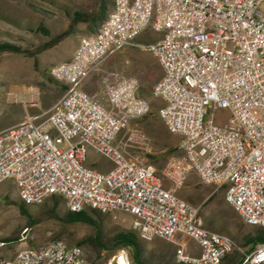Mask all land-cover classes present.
Wrapping results in <instances>:
<instances>
[{
    "label": "built area",
    "instance_id": "2783aa9c",
    "mask_svg": "<svg viewBox=\"0 0 264 264\" xmlns=\"http://www.w3.org/2000/svg\"><path fill=\"white\" fill-rule=\"evenodd\" d=\"M264 0H118L112 22L78 55L57 68L63 95L45 114L0 131V185L12 181L18 200L61 198L80 206L132 216L131 230L151 242L175 244L177 261L220 264L223 234L204 228L200 207L177 196L194 174L199 183L223 189L225 201L248 226L264 228ZM157 34L145 45L134 40ZM127 47L150 53L162 71L150 98L161 101L157 118L179 138L181 155L160 176L147 164L150 140L137 122L152 112L131 77L104 90L106 105L82 89L91 72ZM227 110L226 121H215ZM89 152L110 163L106 171L86 165ZM163 181L169 184L164 188ZM192 240L197 256L175 242ZM4 243H0L3 247ZM128 260L124 250L116 257ZM264 263V245L243 264ZM0 264H89L82 249L61 240L17 252Z\"/></svg>",
    "mask_w": 264,
    "mask_h": 264
},
{
    "label": "rangeland",
    "instance_id": "374dc122",
    "mask_svg": "<svg viewBox=\"0 0 264 264\" xmlns=\"http://www.w3.org/2000/svg\"><path fill=\"white\" fill-rule=\"evenodd\" d=\"M104 1L105 17L113 0ZM100 4L101 0H0V42H8L28 52H34L48 40V37L34 32L38 26L47 28L50 36L66 30L71 32L56 46L34 57L12 52L0 53V131L28 117L45 114L63 95L62 85L49 74L50 68L68 61L71 54L75 53L80 38L97 28L83 21L71 26L69 14L73 11L95 14L99 11ZM261 9L264 10V1ZM157 39V34L146 30L134 43L145 45ZM101 65L102 71L97 75L99 89L134 77L140 84L138 94L151 100V114L139 120L137 125L150 140V148L145 153L146 162L160 176L164 164L169 159L181 155L178 150L179 138L168 133L164 124L157 118L156 103L150 98L154 84L162 76L161 68L150 53L137 47L120 50L106 58ZM227 117V110H218L215 121L222 124ZM86 165L98 171H105L110 167L106 159L92 152L87 155ZM163 186L168 188L169 184L163 181ZM182 187L183 189L176 193L177 196L200 207L202 225L205 226V222H215V225L220 227L217 218L221 212L225 213L224 209L219 208L215 199H205L208 190L211 192L213 187L202 188L198 182L192 186L185 182ZM18 204L13 182L5 181L0 185V243H4V246L0 247V258L11 259L21 249L37 248L51 241L61 240L69 246L83 243L82 252L91 264H116V257L121 250H124L128 260L132 261L131 250L128 248L99 250L87 242L94 236L91 226L83 223L66 224L52 218V206L53 212L60 218L68 210L61 198L49 199L38 206L29 205L27 208L31 225L19 210ZM85 212L99 221L100 234L104 241L110 240L119 230H131L132 216L128 213L116 211L102 214L89 209ZM176 239L186 246L192 244V250L196 248L195 243L187 237L180 236ZM139 243L144 264H181L175 258V245L160 239L151 242L139 239Z\"/></svg>",
    "mask_w": 264,
    "mask_h": 264
},
{
    "label": "trees",
    "instance_id": "16d2710c",
    "mask_svg": "<svg viewBox=\"0 0 264 264\" xmlns=\"http://www.w3.org/2000/svg\"><path fill=\"white\" fill-rule=\"evenodd\" d=\"M104 10H105V1L101 0L99 11L95 14L89 15V14L84 13V12L73 11L71 14H69V17L71 18L70 25L73 26L74 23L79 22V21H83V22H86L90 25H95L98 27L103 22V20L105 19L104 18V15H105ZM94 31H95V29H94ZM34 32L41 34L45 37H48V40L46 42H44L41 46H39L34 52H28V51L24 50L22 47L8 43V42H0V53L12 52V53L24 54V55H27L29 57H34L35 55L56 46L65 37H67L71 34L70 31L66 30L62 33L55 35V36H50L49 30L47 28H45L44 26H38L37 28H35ZM28 206L29 205H26V204L24 205L22 202L19 201V204H18L19 210L21 211L22 214H24L28 218V222L31 225L32 222H31L29 211L27 208ZM53 211H54V206H52V208L50 210L51 217L59 219L60 221L65 222L66 224L83 223V224H87V225L91 226L94 229V236H92L87 242H89L91 245L97 247L99 250H103V249L115 250L118 248H128L131 250L132 262L134 264H144L143 258H142L141 246L139 243L140 238L132 230H126V229L119 230L116 232V234L110 240L104 241L101 238L99 221L94 219L89 213H87L85 211L75 213V212H70L67 210V212L63 213L62 217L60 218ZM250 236H253V235H251V234L246 235V237H250ZM254 237H256V238L258 237L259 239H264L261 235H259V236L254 235ZM234 244H235V242H234ZM81 245H83V243H76L75 244V246L80 247V248H81ZM89 264H91V263H89ZM92 264H94V263H92ZM241 264H242V262H241Z\"/></svg>",
    "mask_w": 264,
    "mask_h": 264
},
{
    "label": "crops",
    "instance_id": "0c3cea01",
    "mask_svg": "<svg viewBox=\"0 0 264 264\" xmlns=\"http://www.w3.org/2000/svg\"><path fill=\"white\" fill-rule=\"evenodd\" d=\"M112 8H113V2L111 3V6L109 7L108 11L110 12L112 10ZM76 48H75V50H76ZM73 53L71 54V57H73L72 56ZM102 66L103 65H101V64L98 65L91 72L89 77L84 80V82L82 83V89L85 92H87L89 95L97 98L99 100V102L106 105V98L104 95L105 89H99L97 86V83H98L97 75H98V73H100L102 71ZM139 95L141 96V94H139ZM153 101L156 103L155 108H157L158 106H160L162 104L161 101H159V100H153ZM185 182L188 183L190 186H192L195 182L199 183L197 177L194 174H191ZM202 186H203L202 188H208L209 187L206 185H202ZM182 189H183V187L178 189L177 192H180ZM54 198H57V197H54ZM205 199H211V200L215 199L217 201V205L219 206V208L224 209L225 213L221 212V214L219 215V218H217V220L221 224L220 227L215 225V222H207V223L205 222L204 223L205 226L204 225H202V226L204 228L213 230L217 233L229 236L235 242V248L223 258V260L221 261L220 264H241V262L243 264V260L248 254H250L253 250L259 248L260 246L264 245V239H259L258 237L257 238L254 237V235H257V236L261 235L264 238V228L248 226V225L244 224L242 222V220L233 211L231 206L229 204H227V202L225 201V193H224V190L222 188L215 190L213 187L211 192H209V190H208V193H207V196ZM199 219L201 222L200 212H199ZM201 224H202V222H201ZM248 234H251L253 236L246 237V235H248ZM179 237H177V238H179ZM175 242L180 243L178 241V239H175ZM171 244H173V243H171ZM180 244H182V243H180ZM173 245H175V244H173ZM182 245L185 246V250L190 256H197L198 255L199 249H198L196 244H195L196 248L194 250L190 249L192 244L187 245V246L184 244H182Z\"/></svg>",
    "mask_w": 264,
    "mask_h": 264
},
{
    "label": "bare ground",
    "instance_id": "6f19581e",
    "mask_svg": "<svg viewBox=\"0 0 264 264\" xmlns=\"http://www.w3.org/2000/svg\"><path fill=\"white\" fill-rule=\"evenodd\" d=\"M117 3L118 0H113V8L112 10L108 13V15L106 16V18L103 20V22L97 27V29L92 32L89 33L87 35H84L80 38L78 46L76 48L75 54L73 55V57L75 55H78L79 51L82 49V41L84 42H91V40H93L95 37H98L99 33H101L102 31H104L107 26L112 22V15L114 14V11L117 8ZM68 65V61L62 62V63H58L55 64L54 66H52L49 70V74L50 76L55 80V73H53L55 71V69L57 68H63L64 66ZM45 202H40V203H33V202H25L26 205H42ZM68 209V211L70 212H81L82 211V207L80 206H67L66 207ZM261 228V227H260ZM142 241H145V237L143 236H138ZM224 238H226V241H233L230 237L224 235ZM147 242V241H146ZM212 246H220V251H225L226 253H222V255L220 256V261L228 254L230 253L233 249H232V244H220V238L219 237H212ZM28 251V248L25 249H21L18 252H26ZM0 261H6L5 258H0ZM181 264H197L196 262H188V261H179ZM117 263L118 264H127L126 260L124 259V257L121 255L118 257L117 259Z\"/></svg>",
    "mask_w": 264,
    "mask_h": 264
}]
</instances>
